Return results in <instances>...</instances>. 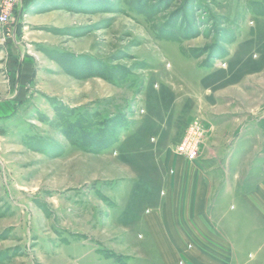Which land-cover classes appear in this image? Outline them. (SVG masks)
Instances as JSON below:
<instances>
[{
  "label": "rangeland",
  "instance_id": "obj_1",
  "mask_svg": "<svg viewBox=\"0 0 264 264\" xmlns=\"http://www.w3.org/2000/svg\"><path fill=\"white\" fill-rule=\"evenodd\" d=\"M197 119L205 132L191 158L178 145ZM127 125L146 126L153 145L130 162ZM173 155L195 170L214 225L194 227L197 244L188 231L190 261L213 264L239 198L264 206V0L15 7L0 25V264L155 263L161 244L146 235L164 226L144 190L165 194ZM201 167L213 175L206 190ZM253 227L260 250L252 263L240 251V264L264 262V227Z\"/></svg>",
  "mask_w": 264,
  "mask_h": 264
},
{
  "label": "crops",
  "instance_id": "obj_2",
  "mask_svg": "<svg viewBox=\"0 0 264 264\" xmlns=\"http://www.w3.org/2000/svg\"><path fill=\"white\" fill-rule=\"evenodd\" d=\"M140 127L142 128H139L141 129L140 133H138L139 131L137 130L133 131V126L127 125L124 128L126 145L124 146L125 151L124 153H122L123 158H125L127 162L134 160L141 153L145 154L141 152V150H139V147L142 144L146 143L142 146L148 145L149 148H152L153 146L152 144H149V137L143 140L144 135L142 132H144L143 129H145L146 126ZM129 142L136 143L137 149L135 152L133 149H131L132 146ZM150 153L151 152H149L148 154ZM148 154H146V156H148ZM171 159L174 165L173 169L175 171L174 173L169 171L166 176L162 175V194L165 193L163 194V196H161L162 198L160 197V186L150 188L146 187L147 189L144 190L149 196H151L150 199H148V202L150 201L149 204H151L150 208H152L151 210L155 211V216L158 223L164 226V233L162 231L156 232L155 230H153L151 232L149 231L146 236H151V243L153 245L152 247L159 246L158 244H161L160 252L157 255L159 258L157 261H154L155 263L153 264H193L190 259L197 257V253L199 252L192 245L190 246L188 244L189 232L194 234L190 238H195L196 242L199 241L197 237L199 235L197 234L198 232L195 231L194 227L208 229L210 227H214V225L209 224L210 221L207 219V195L204 192H198L196 191V189H194L192 181L196 178L195 170H191V172H189L188 169H186V166L182 168L183 160L176 155H173ZM204 163H206L207 166H210L211 164V162L208 160L207 162L203 161L200 164L203 165ZM186 164L188 165V163ZM201 168L203 169V172H205L202 178L203 180L205 179V183L203 182V189L206 190L208 180H210L213 175H209V167ZM260 178V174H258L257 176H255L254 174L252 175L250 180H259ZM248 183L249 191V185L254 187V184L252 181H249ZM198 195H200V200L198 202H195V204L193 201H196ZM202 196H205V198H201ZM243 199L244 197L239 198V202L234 206V209H236L237 212L231 218L232 220H230L232 235H230L229 237V235L219 234L221 247L217 248L221 251L215 252V262L210 261L213 264H240L238 261V255L242 250L244 253H246L247 250L250 254L249 259L243 256V261L252 263L250 257L252 256L251 252H253L254 250H258V248L260 250V247L257 245L258 241L255 238V227H253V225L254 222H258L260 226L264 227V206H256L254 202H249L248 199L243 201ZM215 207L217 209L219 208L217 207V205ZM189 228H191V230H189ZM241 230L247 232L246 237L241 238L240 235L237 234ZM167 237L169 240L167 239ZM165 240H167L166 245L164 244ZM145 243L150 244V242ZM206 251L210 253V251H208L207 249ZM159 260H161V262H159ZM260 263L264 264V262L261 261Z\"/></svg>",
  "mask_w": 264,
  "mask_h": 264
},
{
  "label": "built area",
  "instance_id": "obj_3",
  "mask_svg": "<svg viewBox=\"0 0 264 264\" xmlns=\"http://www.w3.org/2000/svg\"><path fill=\"white\" fill-rule=\"evenodd\" d=\"M24 0H11L7 1L4 5L1 6L0 12V25L5 27L7 26L12 19V12L18 4L23 5ZM9 2V4H7ZM205 132V127L200 120H193L189 124L186 133L184 134L178 148L185 153L195 154L198 153L199 146L202 144L201 139L203 138ZM193 155L191 158H194Z\"/></svg>",
  "mask_w": 264,
  "mask_h": 264
},
{
  "label": "trees",
  "instance_id": "obj_4",
  "mask_svg": "<svg viewBox=\"0 0 264 264\" xmlns=\"http://www.w3.org/2000/svg\"><path fill=\"white\" fill-rule=\"evenodd\" d=\"M24 4H25V0L23 1V6H24ZM122 150L124 151V148H122L121 151H122ZM123 151H122V152H123Z\"/></svg>",
  "mask_w": 264,
  "mask_h": 264
}]
</instances>
